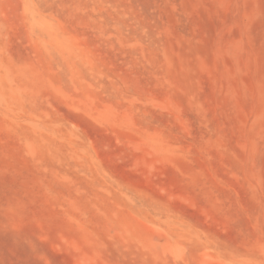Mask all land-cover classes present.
<instances>
[{
    "label": "rangeland",
    "instance_id": "obj_1",
    "mask_svg": "<svg viewBox=\"0 0 264 264\" xmlns=\"http://www.w3.org/2000/svg\"><path fill=\"white\" fill-rule=\"evenodd\" d=\"M0 264H264V0H0Z\"/></svg>",
    "mask_w": 264,
    "mask_h": 264
}]
</instances>
